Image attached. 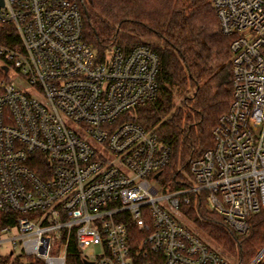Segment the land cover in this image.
Returning <instances> with one entry per match:
<instances>
[{
    "label": "built area",
    "instance_id": "built-area-1",
    "mask_svg": "<svg viewBox=\"0 0 264 264\" xmlns=\"http://www.w3.org/2000/svg\"><path fill=\"white\" fill-rule=\"evenodd\" d=\"M211 3L232 38L233 100L189 184L171 189L169 147L132 114L159 94L157 52L99 55L79 0H0V209L16 215L0 244L46 264H66L72 240L93 264L231 263L182 208L205 194L245 235L264 207V0ZM248 264H264V246Z\"/></svg>",
    "mask_w": 264,
    "mask_h": 264
},
{
    "label": "trees",
    "instance_id": "trees-1",
    "mask_svg": "<svg viewBox=\"0 0 264 264\" xmlns=\"http://www.w3.org/2000/svg\"><path fill=\"white\" fill-rule=\"evenodd\" d=\"M84 37L103 55L112 47L129 51L148 44L160 58L157 98L132 112L170 149L161 181L171 189L190 182V163L214 145V130L229 111L234 86L230 44L211 0H79ZM4 31L0 30V38ZM205 194L182 209L203 233L241 264L264 246V207L251 217L250 231H231L207 207ZM16 215L0 209V237ZM0 264H46L23 253L0 256ZM66 264H85L75 240ZM232 264V263H230Z\"/></svg>",
    "mask_w": 264,
    "mask_h": 264
},
{
    "label": "rangeland",
    "instance_id": "rangeland-1",
    "mask_svg": "<svg viewBox=\"0 0 264 264\" xmlns=\"http://www.w3.org/2000/svg\"><path fill=\"white\" fill-rule=\"evenodd\" d=\"M160 183V180L158 181ZM185 223L187 224V226H189L194 232H196L197 234H199L201 237H203L205 240L209 241L210 243H212V245L216 246L217 248H219V246L217 245V243H215L214 240H212L211 238L207 237L203 231L195 224L192 222V220L188 219V217H185ZM220 249V248H219ZM221 251H223V249H220ZM20 251V247L17 246H13L11 243H3L0 244V256L1 255H6V254H12L15 255ZM85 254L87 255H100L102 252V248L100 245H94V246H90L88 248H86L84 250ZM225 257H228L230 262L232 264H238L240 261L236 260L234 258H232L228 253L224 252ZM243 264V263H242Z\"/></svg>",
    "mask_w": 264,
    "mask_h": 264
},
{
    "label": "water",
    "instance_id": "water-1",
    "mask_svg": "<svg viewBox=\"0 0 264 264\" xmlns=\"http://www.w3.org/2000/svg\"><path fill=\"white\" fill-rule=\"evenodd\" d=\"M160 173H158V175H159ZM157 175V176H158ZM85 264H93V262L92 261H87V260H85Z\"/></svg>",
    "mask_w": 264,
    "mask_h": 264
}]
</instances>
